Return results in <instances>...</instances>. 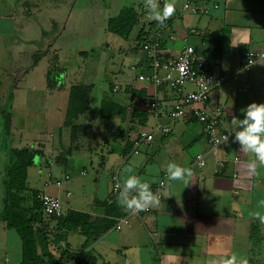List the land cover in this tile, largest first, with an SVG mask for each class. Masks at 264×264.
<instances>
[{
	"label": "crops",
	"instance_id": "1",
	"mask_svg": "<svg viewBox=\"0 0 264 264\" xmlns=\"http://www.w3.org/2000/svg\"><path fill=\"white\" fill-rule=\"evenodd\" d=\"M180 1L171 0L174 12L162 29L159 28L163 37L161 45L173 55L185 45H191L213 73L228 77L211 92L210 100L220 101L223 124L232 128V121L243 117L242 108L253 101L264 102V57L249 70L243 69L245 51L264 52V0H206L216 3L217 7L207 14L196 15L181 13L177 5ZM73 2L0 0V117L10 114L9 147L34 151L32 164L27 169L28 188H32L28 182L32 175L33 180L47 169L62 175L68 173L69 161L72 163L71 160L95 149L105 151L96 167V173L100 170L103 174L101 191L96 186L99 177H94L92 189L82 190L78 200L70 199L73 194L66 195L67 188L59 189L63 185L51 194L60 198L64 210L86 213L89 222L95 226L111 221L110 225L90 237L73 229L64 239L56 241L51 235L66 231L57 230L56 218L43 215L35 226L44 227L50 235L49 250L56 258L66 250L61 264H220L219 258L224 252L235 253L238 260L243 258L247 264H264V223L253 216L255 211L264 212L259 206L264 200V166L255 173L248 169L253 156L241 150L239 143L233 140L234 135L215 155L207 154L203 167L195 165L194 158L197 153L206 151V137L202 125L190 117L175 120L170 132L155 135L149 148L125 153L127 141H131L126 139L115 152L110 140L104 136L112 133L113 139L117 136L124 138L131 126L138 124L134 129L137 132L143 125L131 116L132 108L125 115L112 118H100L99 109L103 100L128 106L131 93L127 92L125 100L121 97L120 100L103 98L98 105L99 120L94 116L79 120L83 112L72 118L74 124L90 126V133H81L71 142L66 121L70 87L74 84L67 88L54 77L57 64L52 44L55 35L66 27L63 19L71 18ZM127 2L136 9L138 6V11L145 10H142L144 0ZM115 3L120 0H113L112 4ZM111 8L110 4L108 10ZM170 33L174 38L166 39ZM135 46L129 47L128 51L137 53L139 49L136 50ZM141 55L136 65L142 70ZM81 85L93 87L92 83ZM140 89L145 97L156 92L164 100L171 102L173 99L171 92L164 88L141 84L136 90ZM118 92L120 96L125 93L123 88ZM141 100L142 96L135 108L141 105ZM35 114L43 115L44 126L37 129L23 127L24 121L19 116ZM91 142L94 145L90 146ZM77 143L87 144L94 150L80 152ZM215 157L226 160L224 167L217 172ZM234 157L239 160L235 162ZM170 161L191 168L193 175L188 186L184 187L179 181L170 186L167 184L165 169ZM31 167L34 173L29 176ZM129 168L149 181L151 186L159 180L165 181L159 203L139 215L129 214L120 205L118 195L111 196V176L117 174L122 185L123 179L129 175ZM85 173V170L79 171L80 175ZM51 186H43V190L38 191L47 192L45 190ZM120 218L123 220L118 221ZM0 221V264H20L19 235L3 220ZM118 223L119 229L116 228ZM10 235L13 251L11 244L9 246Z\"/></svg>",
	"mask_w": 264,
	"mask_h": 264
},
{
	"label": "rangeland",
	"instance_id": "2",
	"mask_svg": "<svg viewBox=\"0 0 264 264\" xmlns=\"http://www.w3.org/2000/svg\"><path fill=\"white\" fill-rule=\"evenodd\" d=\"M108 2L110 3L108 4ZM112 3L113 0H74L71 10L69 9L71 18L68 20L65 18L63 19L66 27L55 35V41L52 44V48L55 50L54 54L56 56L55 61L57 64V66L54 68L53 75L59 84L65 83L67 88L72 84H93L92 91L90 93L91 108L89 110L86 109L83 111L79 120H89L91 116L97 118L98 105L103 98L107 99L112 97L114 99L120 100L119 97H121V99L125 100V98H127V92H122L120 96V92H111L110 87L112 84H117L121 88H124L130 83L131 78L137 75L140 70V67L136 64L140 54L142 53L141 50L139 49L137 53H131L128 51L129 47H134L136 45L135 38L139 26L134 27L127 38L107 31V18L115 15L120 9L121 4L128 5L127 0H120V3L118 4ZM110 4L112 8L108 10ZM177 5L180 6V12L182 13V0L180 3L178 2ZM113 6L116 8H113ZM144 9L145 7L143 6L142 10ZM59 16L60 15H58V17ZM51 29L54 30L53 28ZM43 36L45 37V35ZM132 65L137 67L132 69ZM19 118L23 119L24 121L23 127L37 129L44 126L42 114L25 116L21 115ZM1 119L2 117H0V125L2 126ZM97 120L99 119L97 118ZM151 122L152 120L150 119L149 123ZM131 127L132 128L129 132H125L124 138L117 136L116 139H113L112 133L108 134V136H104L105 138L107 137L106 139L110 140L109 144L113 146L115 152L117 151L118 147L126 141V139L130 140L131 137L136 134L134 129L138 127V124L136 127L134 125ZM3 135L4 134L0 136V207L2 197V171L6 156L5 140L9 145L8 137ZM91 144H93V142L90 143V146ZM90 146L83 143L79 145L78 151L80 150V152H87L94 150V148ZM95 150L96 151L84 154L83 156H80V154H75L74 156L80 157L71 160L72 163L69 161L67 165L69 167L68 173L70 174L71 178L59 189L67 188L70 192V195L73 194V196L70 198L71 200L73 198L74 200L76 198L78 200L82 194V190H91L92 184L94 183V177H99L98 181L96 182V186L97 189H101L100 185L102 184L103 174L100 170L98 173H96V167L100 161L101 154H105V151L104 149L103 151L100 149ZM52 151H54V149H52ZM80 170H85L86 173L84 175H80ZM32 172L33 168L31 167V169H29V176L32 174ZM43 173L41 175H36L33 180L32 175V178L28 180L29 186L37 190H43V183L48 179V173H51L57 178H60L61 175V173H56L54 170L50 172L48 169L44 170ZM83 185H85V187L82 189ZM55 188L57 187L52 185L45 191L51 194L53 191H56ZM29 197L30 196L27 195L28 202H30ZM11 234L12 236L15 235V233ZM12 236L9 239V246L11 244V249L13 244ZM3 257L6 256L3 255Z\"/></svg>",
	"mask_w": 264,
	"mask_h": 264
},
{
	"label": "built area",
	"instance_id": "3",
	"mask_svg": "<svg viewBox=\"0 0 264 264\" xmlns=\"http://www.w3.org/2000/svg\"><path fill=\"white\" fill-rule=\"evenodd\" d=\"M169 0H159L160 6H164ZM216 3H210L206 0H183L181 9L183 12L191 14H207L212 8H216ZM162 29V28H160ZM161 30H158L147 41L141 43V52L145 61L142 63V69L130 80L129 86H138L148 84L154 88H164L171 92L173 99L171 102L164 100L154 92L147 96L146 107L149 110L148 117L152 120H146L143 126L138 129L131 138V153H137L142 149L149 148L152 144L155 134H166L171 130V124L177 119L186 117L194 118L203 127V132L207 141V149L204 152L197 153L194 163L198 167L206 164L207 154L215 155L217 150L223 144L224 133L227 134V127L223 124V106L219 100H210V94L219 88L226 80L224 74H215L211 71L208 63L203 60L191 45H185L175 55L168 54L161 45ZM172 33L166 36V39H173ZM264 57V52L247 50L243 53V69L249 70L253 64ZM132 69L136 66L132 65ZM141 70V69H140ZM121 87L117 84L113 86V91L118 92ZM143 102H141L142 106ZM234 132L229 134V137ZM234 157V161H238ZM226 160L221 157H215V172L224 167ZM82 174L84 171L81 172ZM235 176V174H234ZM69 173H63L60 178L48 173V179L43 183L46 188L49 185L60 187L70 180ZM111 196H117L121 183L117 174L111 176ZM154 192L159 194V199L163 196L165 181L159 180L151 186ZM66 195H70L66 191ZM41 209L44 216L59 218L63 214V206L59 198L47 192H41L38 196ZM150 209V208H149ZM139 211L131 215H139ZM123 218L118 219L122 221ZM120 228V223L116 224Z\"/></svg>",
	"mask_w": 264,
	"mask_h": 264
},
{
	"label": "trees",
	"instance_id": "4",
	"mask_svg": "<svg viewBox=\"0 0 264 264\" xmlns=\"http://www.w3.org/2000/svg\"><path fill=\"white\" fill-rule=\"evenodd\" d=\"M136 26H139V28L135 38V49L141 50L140 44L149 40L164 24L161 25L155 20H150L146 10L138 11L135 6L127 4H123L117 13L108 17L106 21L107 31L124 38H127ZM144 61V55L142 54L139 63H143ZM140 71L147 72L146 69ZM51 74L52 72L48 75L51 77ZM113 86L110 87L112 92H114ZM137 87L127 84L123 88L125 92L131 93L128 106L103 100L99 109V117L112 118L123 116L129 108H132L131 116L136 118L139 124L143 125L149 115V110L146 107L147 97L144 96L143 90H136ZM91 88V85L81 84H74L70 87L66 124L70 127L72 143L77 139L79 134L88 135L90 133V126L74 124L72 118L86 109H90ZM141 96L143 104L135 108V104ZM1 121L2 130L0 131V136L4 134L3 136L8 137L10 132V114L4 115ZM5 142L6 160L3 165V197L0 219L5 222L6 226L13 228L19 235L21 243L20 264H61L66 250L61 251L60 255L56 258L48 247L51 237L56 241H60L65 238L68 231L73 229H79L87 237L98 235L110 225L111 221L103 226H95L89 222L86 213L77 210H64L63 208V214L59 218H56V228L57 230H65L64 234L54 233L50 237L44 227H36L35 223H40L43 218L38 198L41 192L36 189H29L26 182L27 169L32 164L34 151L11 148L6 140ZM131 146V141L130 143L127 141L125 153L131 150ZM27 195L30 196V202H28Z\"/></svg>",
	"mask_w": 264,
	"mask_h": 264
},
{
	"label": "clouds",
	"instance_id": "5",
	"mask_svg": "<svg viewBox=\"0 0 264 264\" xmlns=\"http://www.w3.org/2000/svg\"><path fill=\"white\" fill-rule=\"evenodd\" d=\"M144 7L150 20H155L161 25L173 14L174 5L169 0L163 8L160 7L159 0H144ZM242 118L234 119L232 128H226L221 142H229V134L234 132L233 140L238 142L241 150L251 153L253 159L248 163V169L255 173L256 170L264 166V102H251L241 109ZM166 182L170 186L172 182H182L184 187L190 184L192 178L191 168L183 167L181 164L170 161L166 166ZM127 175L118 192L120 205L130 213L148 210L159 203V194L154 192L149 181L141 176L132 173L128 169ZM261 209H264V200L259 202ZM253 216L264 223V212L255 211ZM220 264H247L243 258L238 260L235 253L224 252L220 258ZM215 264V262H213Z\"/></svg>",
	"mask_w": 264,
	"mask_h": 264
}]
</instances>
